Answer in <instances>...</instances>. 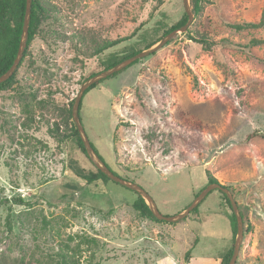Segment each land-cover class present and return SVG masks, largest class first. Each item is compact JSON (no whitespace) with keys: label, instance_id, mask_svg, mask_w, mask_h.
I'll return each mask as SVG.
<instances>
[{"label":"rangeland","instance_id":"1","mask_svg":"<svg viewBox=\"0 0 264 264\" xmlns=\"http://www.w3.org/2000/svg\"><path fill=\"white\" fill-rule=\"evenodd\" d=\"M41 1L16 84L0 91V264H220L235 244L220 190L170 225L136 211L135 192L86 185L72 171L92 169L68 138L81 86L111 53L159 39L182 18L183 0ZM201 6L186 32L86 93L80 119L105 163L165 216L187 209L207 172L234 189L249 209L236 264H264V139L244 142L264 132V0ZM185 119L208 127L203 150L179 137Z\"/></svg>","mask_w":264,"mask_h":264},{"label":"trees","instance_id":"2","mask_svg":"<svg viewBox=\"0 0 264 264\" xmlns=\"http://www.w3.org/2000/svg\"><path fill=\"white\" fill-rule=\"evenodd\" d=\"M201 2H202V0H192V4H193V10L192 11H193V14L195 16L199 15L201 10H202ZM25 10H26V0H0V76L5 74L10 69V67L13 65V63L17 57V54H18V51L20 48L21 37H22V33H23ZM45 14H46V8L44 6V3L41 0H33L31 21H30V26H29V39H28V43H27V48L25 50L24 58L28 53L29 46L31 45L32 41L36 38V36L38 34V31H39L40 26L43 22V17L45 16ZM187 21H188V16L186 15V13H184L182 18L177 23H175L169 30L164 31V33L162 34V36L159 39H156L154 41L147 43L145 45V48H143V49H138L132 45H129L128 47H125L120 54L117 52L111 53V55H109L107 57V59L102 61V63H101L102 69L100 71L91 73L89 77L91 78L93 76H96L99 72L109 70V69L113 68L114 66L118 65L119 63L123 62L124 60L139 54L143 50L150 49L151 47L156 45L162 38L167 36L172 31L182 28L187 23ZM139 30L140 29H136V31L130 37L117 39V40H114L113 42H111L109 45H105L104 48L97 51L96 56H99V55L103 54L105 51L112 49V48H114V47H116V46H118L124 42L131 41L134 38V36L137 35ZM187 34L189 35L191 40H195L197 42L203 43V39H202V41L201 40L199 41V39L195 38L194 36H191L190 32H188ZM153 55H155V54H153ZM150 56H152V55H150ZM136 63H138V61L134 62L133 64H136ZM132 65H130V66H132ZM17 71L8 81L0 84V91H5L8 89H11L16 84ZM117 74L118 73H115L114 75H112L111 77H109L107 79L113 78ZM101 82L102 81L91 86L89 89H87L85 94L88 93L93 88H95L96 86H98ZM263 89H264V87H263ZM73 103H74V101H72L70 103V107H69V114L70 115L72 112ZM80 107H81V105H80ZM178 125L179 126L176 129L178 131L179 137L183 140L184 143H186L188 148L190 150H193V151H198L200 149L203 150V143L205 140V131L208 130V127L205 126L201 120H192V119H185L182 122H179ZM255 137H260V138L264 139V132L260 133L259 131H254L253 133L249 134L246 137L244 142L247 144L249 141H251ZM68 138L73 143L76 144V146L80 150L81 154L83 156H85V158L89 161V163L91 164V167H92V169H90V170H85L83 168H81V169L72 168V171L75 173L76 177L84 180L86 185H90V184L97 182L99 180L103 181L106 184L111 182V183H114L116 185H119V184L113 182L112 180H110L105 174H103L99 169H97L93 165V163L90 161V159L87 156L86 150L84 148V144L80 138L79 132H78L75 124H73L72 132L68 136ZM92 147L94 148L95 152L98 154L100 159L102 161H104L103 158L99 155V153L95 149V147L93 145H92ZM207 178H208V185L209 184H219L218 180L215 177H213L209 172H207ZM119 186H121V185H119ZM122 188L127 189L125 187H122ZM227 188L232 192V194L234 195V197L236 199L234 189H232L231 187H227ZM127 190H129V189H127ZM129 191H131V190H129ZM135 194L137 196V199L135 201H133L131 204H132V207L136 211H138L142 216L147 217L153 221L161 222V223H165V224H170V223L158 221L157 219H155L154 216L152 215L148 205L146 204L145 200L141 196H139L137 193H135ZM221 194L223 195V198L225 199L226 203L228 204V206L232 212V214L229 216V220H230V224H231V228H232L233 240H235L236 234H237L236 217L233 213L230 201L228 200L227 196L222 192H221ZM17 202L23 203L24 201L22 199H18ZM238 205H239V209L241 212V216H242L243 221H244V226L247 225V227L245 228V232H244V237H246L248 230H249V209L242 207L239 202H238ZM197 209H198V207H196L193 212H196ZM170 225H173V224H170ZM233 250H234V246L231 247L229 250H227L222 255L220 264H229L231 257L233 255ZM77 264H79V263H77Z\"/></svg>","mask_w":264,"mask_h":264},{"label":"water","instance_id":"3","mask_svg":"<svg viewBox=\"0 0 264 264\" xmlns=\"http://www.w3.org/2000/svg\"><path fill=\"white\" fill-rule=\"evenodd\" d=\"M32 3L33 0H26V10H25V16H24V24H23V33L21 37V42H20V48L17 54V57L13 63V65L10 67V69L0 76V84L8 81L18 70L24 55H25V50L27 48V43L29 39V26H30V21H31V14H32ZM184 4V9L185 13L188 16V21L187 23L180 29L174 30L171 33H169L167 36L162 38L156 45L151 47L150 49L146 51H142L139 54L128 58L124 60L123 62L119 63L118 65L114 66L113 68L103 71L96 76L91 77L89 80H87L80 88V91L75 99L74 105H73V110H72V116H73V121L75 123V126L77 127V130L79 132L80 138L84 144V148L86 150L87 156L90 159V161L93 163V165L99 169L103 174H105L110 180L113 182L121 185L122 187H125L135 193H137L139 196H141L146 204L148 205L152 215L154 216L155 219L158 221H163L167 222L170 224L178 223L184 219H186L191 213L194 211L196 207L199 206V204L214 190H220L222 193H224L228 200L230 201L233 213L236 217L237 221V234L235 238V244H234V250H233V255L231 257V260L229 264H236L238 260V256L242 247V243L244 240V232H245V226H244V221L241 216V212L239 209V205L237 200L235 199L234 195L232 192L227 188L224 187L221 184H209L207 185L206 188H204L200 194L194 199V201L185 209V211L174 215V216H165L163 215L154 201V199L150 196V194L143 189L140 185L135 184L131 181H128L126 179H123L116 175L112 169H110L107 164L100 159L98 154L95 152L94 148L92 147V144L87 137V134L84 130V127L82 125L81 119H80V105L82 102V99L84 97L85 92L87 89H89L91 86L94 84L106 80L107 78L111 77L115 73H119L122 70L126 69L130 65H132L134 62L145 58L147 56L155 54L157 51H159L161 48H163L169 40L178 32H186L189 27L191 26L192 22L194 21V14L193 11L190 7V0H183Z\"/></svg>","mask_w":264,"mask_h":264}]
</instances>
